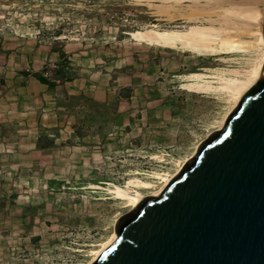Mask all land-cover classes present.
<instances>
[{"label":"rangeland","instance_id":"374dc122","mask_svg":"<svg viewBox=\"0 0 264 264\" xmlns=\"http://www.w3.org/2000/svg\"><path fill=\"white\" fill-rule=\"evenodd\" d=\"M170 5L0 0V89L55 94L67 108L38 131V149L27 141L0 153V264H88L130 211L110 189L132 179L160 186L155 175L174 174L223 117L225 104L184 89L185 76L242 67L251 54L138 39L193 26L171 19Z\"/></svg>","mask_w":264,"mask_h":264},{"label":"water","instance_id":"95a60500","mask_svg":"<svg viewBox=\"0 0 264 264\" xmlns=\"http://www.w3.org/2000/svg\"><path fill=\"white\" fill-rule=\"evenodd\" d=\"M92 264H264V76Z\"/></svg>","mask_w":264,"mask_h":264},{"label":"bare ground","instance_id":"6f19581e","mask_svg":"<svg viewBox=\"0 0 264 264\" xmlns=\"http://www.w3.org/2000/svg\"><path fill=\"white\" fill-rule=\"evenodd\" d=\"M142 1V0H138ZM170 3V17L193 25L191 28L172 31L147 30L137 35L138 39L155 38L163 44H177L189 52L231 53L239 51L251 54L245 66L221 68L215 75L192 73L185 76L184 89L196 94H212L225 104L221 120L213 131L221 130L226 117L236 107L243 95L264 76V0H164ZM188 24V25H189ZM225 61V58H221ZM232 60V59H231ZM180 162L174 174H156L160 186L138 179L128 180L124 186L110 189L115 199L126 202L130 211L145 197H158L167 183L180 171L184 163L195 155ZM158 159V158H157ZM141 190L151 191L143 195ZM116 239L113 231L99 249L92 252V264Z\"/></svg>","mask_w":264,"mask_h":264},{"label":"crops","instance_id":"0c3cea01","mask_svg":"<svg viewBox=\"0 0 264 264\" xmlns=\"http://www.w3.org/2000/svg\"><path fill=\"white\" fill-rule=\"evenodd\" d=\"M36 82L41 85L37 79ZM54 97L55 94L48 99L41 93H28L22 87L8 92L0 89V153L6 157H11L13 153L14 156L21 147L19 144L27 141L32 142L31 148H39L42 134L38 131L42 126L50 127L46 125V120L53 121L51 126L55 127L61 112L67 110L56 104ZM33 131L35 135L32 137Z\"/></svg>","mask_w":264,"mask_h":264},{"label":"trees","instance_id":"16d2710c","mask_svg":"<svg viewBox=\"0 0 264 264\" xmlns=\"http://www.w3.org/2000/svg\"><path fill=\"white\" fill-rule=\"evenodd\" d=\"M56 34V38L59 37L57 34L58 33H55ZM66 66L68 64V62L65 63ZM68 68V67H67ZM67 69L64 70V67H61L60 69H58V72L60 73H64V71H66ZM68 70H71V68H68ZM35 78L41 83V84H44V85H51L52 83H50L46 78L42 77L41 75H36ZM40 141H42V138L39 139V142L38 144H40ZM52 184V183H51ZM56 184H59L58 182Z\"/></svg>","mask_w":264,"mask_h":264}]
</instances>
